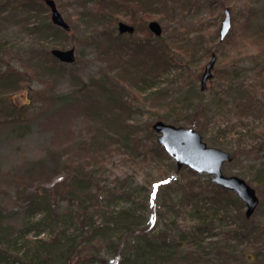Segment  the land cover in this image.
<instances>
[{
	"label": "rangeland",
	"instance_id": "rangeland-1",
	"mask_svg": "<svg viewBox=\"0 0 264 264\" xmlns=\"http://www.w3.org/2000/svg\"><path fill=\"white\" fill-rule=\"evenodd\" d=\"M20 1L0 0V68L4 74L16 72L11 76L15 86L6 96L9 102L6 100L4 104L7 102L16 110L20 109L15 120L6 113L7 108L13 107L5 106L0 111V205L5 211L16 213L15 205L33 191L37 180L32 177L33 171L26 170L30 163L43 158L48 151L70 159L81 153L87 154L86 143H90L94 136L100 139L105 134L97 123L89 119L92 112L87 106L88 98L100 105L103 103L101 84L112 90L129 88L130 96L128 93L125 96L130 97L133 110L123 115L137 125L141 134L149 135L146 128L151 127L155 120L185 127H191L195 122L194 128L207 145L230 152L232 158L223 164L222 171L246 180L255 188L259 198L248 218L244 214L242 200L237 201V205L228 200V222L216 221L220 226L213 227L212 233L207 235L205 252H195L194 255H200L201 259H193L194 264H228L218 255V245H227L233 252L231 256L239 260L229 264H263L259 259H263L264 254V0H176L164 17H160L162 11L152 12L144 24L134 25L133 33L119 34L118 20L131 22L118 16L113 31L120 36L107 34L108 41L93 38L91 27H86L87 18L81 17L82 8L75 0H61L60 5L56 4L70 30L65 35L59 34L56 47L73 46L76 59L73 63L60 61L65 65L58 68L50 62L53 68L50 73H42L34 64L25 63V66L22 61V54L27 53L25 49L32 43V46H37L26 29L29 28L26 23L41 18L43 21L48 18L51 22L48 6L41 0L48 11L39 9L31 16ZM135 3V8H142L141 2ZM225 8L229 11L230 26L220 39ZM139 13L136 9L137 19ZM149 20L160 23V37L148 29ZM98 30H103L101 22ZM154 37L161 39L160 45L155 47L150 43L146 46L161 51L164 44L171 46V63L165 69L153 70L144 76L147 72L144 65L149 63L141 54L132 52L131 44L158 43ZM50 49L48 47L47 50ZM211 53H215L211 77L200 89V77ZM22 66L29 69L28 73L21 71ZM128 78L134 80L133 87ZM2 88L1 92L4 91ZM160 89L162 93H159ZM62 93L69 96L65 103L57 98ZM166 118L175 121L170 122ZM115 147L113 145L112 148ZM113 153V172L135 173V212L143 217L144 224L153 220L150 234L164 229L167 240L170 239L169 234L176 241L184 229L190 225L193 226L190 229L195 228L197 222L189 217L188 206L178 202V197L180 189L195 179L199 180L204 191L210 190L206 181L210 180L208 176L190 175L185 169L181 172L182 168L175 173L169 170L168 160L155 164L139 162L131 169L130 159H126L125 153L116 150ZM170 160L174 163L171 157ZM166 176L171 181L157 191L155 183ZM60 178L52 180L47 177L43 184L51 186ZM228 191L230 198L236 196L235 192ZM188 199L184 197L182 200ZM241 217L252 224L257 238L240 239L236 222ZM100 236L103 233L93 237L92 245L100 241ZM210 240L219 243L211 246L207 242ZM189 248L186 244L180 245V250ZM92 249L86 246V251Z\"/></svg>",
	"mask_w": 264,
	"mask_h": 264
},
{
	"label": "trees",
	"instance_id": "trees-1",
	"mask_svg": "<svg viewBox=\"0 0 264 264\" xmlns=\"http://www.w3.org/2000/svg\"><path fill=\"white\" fill-rule=\"evenodd\" d=\"M60 1L55 0L58 5ZM75 1L82 8L81 17L87 18L86 27H91L93 38L99 37L103 41H108L107 34L117 38L120 36L113 31L117 18L129 20L133 25L144 24L152 12L162 11L160 17H164L171 3L174 4L176 0ZM135 2H141L142 8H135ZM20 3L24 5L22 7L25 11L31 13V16L32 13L39 12V9L48 11L41 0H21ZM136 9L140 12L139 19L135 17ZM28 21L26 25H29V28H26L27 26L25 28L34 37L32 40L37 46H32L34 45L32 43L25 49L28 54H22L24 65L26 63L39 66L42 73L51 72L53 68L49 65L50 62H54L56 68L64 66L65 64L60 63L47 49L56 47L59 34L65 35L67 31L53 25L48 18L44 21L42 18ZM100 22L103 24L101 31L98 30ZM154 38L159 40L158 43L148 41L131 44L132 52L141 54L144 61L149 63L144 65L147 67L144 76L153 70L165 69L167 64L171 63L172 55L169 52L171 46L164 44L161 46L162 51L146 46L150 43L155 47L157 44L160 45L161 39ZM110 43L115 44L111 40ZM116 45L120 47V44ZM30 47L31 50L28 51ZM25 66L20 69L28 73L29 69ZM12 72L15 71L4 74L0 68V88L4 89L0 91V111L5 109V106H10L9 103L4 104V102L6 100L9 102L6 96L15 86V80L11 78ZM154 78L155 76L149 80L153 81ZM129 80L133 87L134 80ZM128 91L129 88L112 90L101 84L100 94L103 103L100 105L96 100L89 101L88 98L87 106L92 112L89 119L105 131L100 139L94 136L90 143H86L89 153H81L70 159L63 154L55 155L57 152L48 151L43 158L34 160L27 166L26 170L33 171L32 177L37 180L33 191L15 205L16 213L9 214L0 205V264H183L186 262L194 264L193 259L198 261L201 259L200 255H194L195 252H205L203 249L206 248L207 235L212 233L213 227L220 226L216 221L228 222L226 211L229 201L237 205L240 199L237 196L230 198L228 190L215 185L210 180H206L210 189L207 191L200 186L198 179L188 181L185 187L180 189L178 202L188 206L189 217L197 222L195 228L190 229L193 227L190 225V228L184 229L177 236L176 241L169 234L167 236L170 239L167 240L164 229L159 233L150 234L153 220H147L148 224H144L143 217L135 212L133 176L135 173L113 172L115 162L114 159L112 160L113 152L116 150L125 153L126 159H130L131 169L132 165H138L139 162L151 161L155 164L168 160L170 171L179 173L185 169L190 175L197 173L186 167H182L179 171L162 146L157 143L156 134L151 127L146 128L149 135L141 134L142 131L137 125L124 117V112L133 110V107H130V97L125 96L127 93L130 96ZM162 92L163 90L160 89L159 93ZM57 96L61 103H65L69 97L65 93ZM7 109L6 113L10 117H14V120L18 119L19 108ZM174 121L170 120V122ZM192 123L191 127L194 128L196 123ZM144 141L149 144H145ZM86 145L83 143V148ZM113 145L116 146L115 149L112 148ZM58 176L61 177L60 180L55 181L51 186L43 184L45 178L50 177L54 180ZM169 181H171L170 177H163L159 182H154L155 188L159 191L161 186L167 185ZM195 186H197L196 190ZM184 197L189 199L183 201ZM236 223H238L236 231L240 239L257 238L255 228L248 219L241 217ZM98 233L101 235L103 233V236L98 237L100 241L92 245V239ZM233 233L237 235L236 232ZM207 242L211 246L219 243L214 240ZM181 243L190 248L180 250ZM86 246H91L93 249L86 251ZM226 247L227 245L217 246V253L222 256L223 262L229 264L231 261H239L231 256L233 252ZM261 260L264 262V254L263 259H259Z\"/></svg>",
	"mask_w": 264,
	"mask_h": 264
},
{
	"label": "water",
	"instance_id": "water-1",
	"mask_svg": "<svg viewBox=\"0 0 264 264\" xmlns=\"http://www.w3.org/2000/svg\"><path fill=\"white\" fill-rule=\"evenodd\" d=\"M50 10V20L53 24L69 30L70 26L63 18L54 0H44ZM148 28L155 35L161 34L162 28L157 20H150ZM230 26V15L227 8L224 9V18L220 25V38L228 31ZM117 29L120 33H132L134 26L124 21H118ZM50 53L61 62L73 63L75 61L74 47L59 48L53 47ZM214 55L211 56L206 65L201 83L210 77V69L213 66ZM264 110V102H263ZM151 128L157 133V142L163 147L165 152L175 161L179 169L186 166L197 173H205L211 181L226 189L235 191L236 195L245 203L244 214L248 218L254 212L258 204V196L255 188L246 180L234 174H225L222 172V165L229 161L231 156L228 151L207 145L200 133L190 127L174 125L162 120H155Z\"/></svg>",
	"mask_w": 264,
	"mask_h": 264
},
{
	"label": "snow or ice",
	"instance_id": "snow-or-ice-1",
	"mask_svg": "<svg viewBox=\"0 0 264 264\" xmlns=\"http://www.w3.org/2000/svg\"><path fill=\"white\" fill-rule=\"evenodd\" d=\"M153 196H155V192L153 193Z\"/></svg>",
	"mask_w": 264,
	"mask_h": 264
},
{
	"label": "flooded vegetation",
	"instance_id": "flooded-vegetation-1",
	"mask_svg": "<svg viewBox=\"0 0 264 264\" xmlns=\"http://www.w3.org/2000/svg\"><path fill=\"white\" fill-rule=\"evenodd\" d=\"M225 173V172H224Z\"/></svg>",
	"mask_w": 264,
	"mask_h": 264
}]
</instances>
